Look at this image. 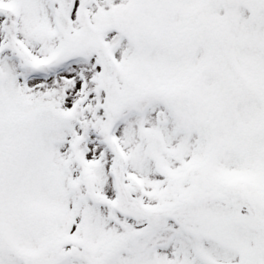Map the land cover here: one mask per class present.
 Returning <instances> with one entry per match:
<instances>
[{
  "label": "snow or ice",
  "instance_id": "obj_1",
  "mask_svg": "<svg viewBox=\"0 0 264 264\" xmlns=\"http://www.w3.org/2000/svg\"><path fill=\"white\" fill-rule=\"evenodd\" d=\"M0 264H264V0H0Z\"/></svg>",
  "mask_w": 264,
  "mask_h": 264
}]
</instances>
